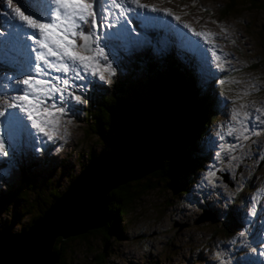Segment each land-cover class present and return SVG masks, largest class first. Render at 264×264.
Returning a JSON list of instances; mask_svg holds the SVG:
<instances>
[{
  "label": "rangeland",
  "instance_id": "1",
  "mask_svg": "<svg viewBox=\"0 0 264 264\" xmlns=\"http://www.w3.org/2000/svg\"><path fill=\"white\" fill-rule=\"evenodd\" d=\"M24 1L16 0V3L23 7ZM142 2L171 8L184 22L190 23L197 30L217 33L218 54L222 57L227 54L226 70L217 69L215 62L205 63L196 52L193 58L205 72L217 76V80H227L231 76L244 83L233 85L234 90L229 92L217 82L223 94L218 97L224 102V108L207 126L206 135L201 140V149L208 150V158L197 172L184 177L188 181L185 190H174L168 184H161L159 180L152 178L156 187L143 192L131 209L120 216L118 224L122 229L121 237H109L104 243L101 233L89 235L87 247L82 245L81 240H77L66 251L65 261L67 264H264V255L260 254L264 252V194L258 192L264 189V135L253 137L255 144L250 141L242 142L244 147L232 153L238 157L237 160H229L228 154L224 152H221L219 159L216 157V152L220 151L219 144L232 142V137L226 136L222 142L216 135L219 126L226 123L232 106L226 97L234 96L238 90L247 89L251 94L244 102L249 105V110L264 107V9L259 8L264 5V0H257L255 8L252 9L247 1L236 0L233 10H222H228L224 15L223 12L221 14V9L227 5V0H195V4L193 0H173L172 3H161V0ZM5 11L4 0H0V13ZM4 19L0 15V22ZM163 19L171 21V26L148 25L133 20V26L136 27L133 36L139 35L143 42L139 45L115 42L114 51L108 53L115 75L110 77V82L92 78L93 83L85 94L87 103L76 104L63 119L68 130L64 139L57 138L55 141L46 142L40 151L33 150L30 138L23 142L19 139L15 141V151L10 149L9 156L0 159V191L11 189L16 178L19 180L20 166L14 168L9 160L15 159L19 164L25 165L30 162L28 156L31 157L37 163L33 171L38 175L39 182L49 176L60 192L62 186H67L73 176L79 175L82 166L89 162L88 147L96 155L108 149L104 146L106 142L97 141L98 136L89 130V120L83 114L89 107L92 90L99 85L109 88L111 82L115 84L120 79L131 82L133 77L130 71H135L131 64L134 65V62L147 56L152 55L155 61H159L157 59L162 58V54L181 45L191 51L185 45L183 37L174 29L179 28L189 36L191 33L171 17ZM221 27L227 29V34L221 32ZM141 29L145 32L161 33L156 34L155 39L145 35ZM220 49L223 50L222 53ZM256 60L262 63H257L254 68L252 64ZM122 64L126 65L124 74L120 71ZM142 73H139V78L144 77ZM225 74H229L227 78ZM146 93L147 99H150L152 93ZM69 119L71 123H67ZM8 134L9 130L0 126V135L7 137ZM213 166L218 169L217 179L214 184H209L204 176ZM43 197L50 199L48 193ZM254 198L259 202L253 216L249 213ZM210 212L218 214L217 218L229 219L233 223V232L224 234L220 223L215 222L216 218ZM7 219V215L0 216L1 221ZM22 223L26 224L27 220L24 219ZM17 225L14 224L13 232L19 230L20 225ZM241 231H246L247 235L240 237ZM103 248L104 256L97 257L95 253H103Z\"/></svg>",
  "mask_w": 264,
  "mask_h": 264
},
{
  "label": "snow or ice",
  "instance_id": "2",
  "mask_svg": "<svg viewBox=\"0 0 264 264\" xmlns=\"http://www.w3.org/2000/svg\"><path fill=\"white\" fill-rule=\"evenodd\" d=\"M172 2L161 0V3ZM4 8L7 11L0 13L5 17L0 22V126L6 127L9 134L7 137L0 135V159L8 157L10 149L15 151L17 139L23 142L30 138L33 150L40 151L46 142L68 135L63 119L76 104L87 103L85 94L93 83L92 78L110 82V77L115 75L108 54L114 51L115 42L125 45L143 42L139 35L133 36L136 32L133 20L171 26V21L163 19L171 17L191 33L189 36L179 28L174 29L205 63L215 62V67L222 71L228 64L227 54L223 57L218 54L217 33L197 30L171 8L156 3L26 0L22 7L16 0H4ZM221 32L227 34V29L221 27ZM218 83L231 92L233 85L244 82L230 76L227 80L219 79ZM250 94V90L245 89L226 97L232 106L226 123L219 126L216 135L222 142L226 136L232 137V142L218 145V159L224 152L229 160H237L232 153L244 147L242 142L255 144L253 137L264 135V107L249 110L244 101ZM217 171L215 166L209 168L204 180L214 184ZM258 192L264 194V189ZM258 202L257 198L253 199L250 215L256 214ZM246 235V231L239 233L240 237Z\"/></svg>",
  "mask_w": 264,
  "mask_h": 264
},
{
  "label": "trees",
  "instance_id": "3",
  "mask_svg": "<svg viewBox=\"0 0 264 264\" xmlns=\"http://www.w3.org/2000/svg\"><path fill=\"white\" fill-rule=\"evenodd\" d=\"M227 1V5L221 9L223 15L228 10H233L236 5V0ZM245 1L251 9L255 8L257 0ZM259 8L264 9V5ZM224 9L228 10L222 11ZM155 37L154 32L152 38ZM183 51H186L183 53L184 63L174 57L171 50L162 54V58L157 59L159 61H155L152 55L147 56L134 62V65L131 64L135 67L134 72L130 71L133 77L131 82L120 79L115 84L111 82L112 85L109 88L96 86L95 90H92L91 101L84 115L89 120V130L98 136L97 141L106 142L104 146L110 150L116 139L123 140L155 123H161L168 129L169 134L165 158L159 169L108 192L109 218L102 228L91 229L65 239L61 236L56 237L52 249L54 252L60 251L56 264H67L65 253L75 241L81 240L83 246H89L87 239L89 235L101 233L104 243L109 237H121L122 229L118 224L120 216L131 209L143 192L156 187L152 178L159 180L161 184L163 182L168 184L174 190H180V188L185 190L188 181L184 177L203 167V162L208 158V150L205 152L201 149V140L206 135L208 124L223 111L224 102L218 97L223 94L218 88V80L215 76L210 75L207 83L201 81L200 75H202L203 68L193 58L194 51L189 52L186 47ZM256 61L252 64L254 68L257 67V63H262L259 60ZM120 71L121 74L126 72L125 64L121 65ZM139 73H142L144 77L139 78ZM225 75L227 78L229 74ZM146 91L152 93L150 99H147ZM103 152L96 155L88 147V161L90 162L93 156L98 157ZM86 166L84 164L81 171ZM75 178L76 176H73L70 182ZM39 181L33 168L26 166L20 169L19 180L15 181L11 189L5 188L4 191H0V216L7 215L8 217L6 221L0 220V237L7 232L13 236L25 232L64 192L65 187L63 186L60 192L57 191L56 184L49 176L43 178L42 182ZM45 193H48L50 199L43 197ZM213 213L211 215L214 219L216 218L215 222L220 223L222 232L231 234L233 223L226 218L224 220L217 218L218 214ZM24 219L27 220L26 224L22 223ZM14 224H18L17 227L20 225L16 232L12 231ZM104 249L103 253L99 252L95 255L104 256Z\"/></svg>",
  "mask_w": 264,
  "mask_h": 264
},
{
  "label": "water",
  "instance_id": "4",
  "mask_svg": "<svg viewBox=\"0 0 264 264\" xmlns=\"http://www.w3.org/2000/svg\"><path fill=\"white\" fill-rule=\"evenodd\" d=\"M168 129L161 123L116 139L110 152L92 161L59 199L25 232L0 237V264H56L55 238L102 228L108 221L107 194L112 189L159 169L164 162Z\"/></svg>",
  "mask_w": 264,
  "mask_h": 264
},
{
  "label": "clouds",
  "instance_id": "5",
  "mask_svg": "<svg viewBox=\"0 0 264 264\" xmlns=\"http://www.w3.org/2000/svg\"><path fill=\"white\" fill-rule=\"evenodd\" d=\"M26 3V0L23 2V4H25ZM139 28V27H138ZM141 31L145 34V35H147V36H151L152 37V33H154L155 32V34H160L161 33V31H159V32H156V31H148V32H145L143 29H141ZM183 50H184V48H183V46L181 45L179 48H173V49H171V54L174 56V57H176V58H178L180 61H182L183 63H184V61H183V56L181 55L182 53H183ZM202 75H200L201 76V81H203V82H205V83H207L208 82V78H209V76L210 75H212V74H208L207 72H205L204 70L202 71V73H201ZM212 76H214V75H212ZM216 78H217V76H215ZM98 87H100V88H102L100 85L98 86ZM104 88H106V87H104ZM83 114H84V112H83ZM204 137H205V135H204ZM110 150H112V148L110 149ZM110 150H109V148L107 149V150H105L106 152H110ZM100 153V152H99ZM102 154V153H101ZM100 154V155H101ZM99 155V156H100ZM28 159L30 160V162L28 163V164H25V165H23V164H19L15 159H13V160H9V162L14 166V168H17L18 166H20V169H22L23 167H26V166H30L31 168H34V166L35 165H37V163H36V161H34V160H32V158L31 157H29L28 156ZM32 160V161H31ZM92 161V160H91ZM90 161V162H91ZM90 162H88L86 165H88ZM20 169H18V171H19V173H18V176H20ZM83 171V170H82ZM81 173V172H80ZM79 173V174H80ZM78 177V175L76 176V178ZM75 178V179H76ZM74 179V180H75ZM16 180H17V178H16ZM15 180V181H16ZM20 182V181H19ZM15 183V182H14ZM73 183V181L72 182H69L68 184H67V186H65V189H63L64 190V192L68 189V187L71 185ZM63 192V193H64Z\"/></svg>",
  "mask_w": 264,
  "mask_h": 264
}]
</instances>
